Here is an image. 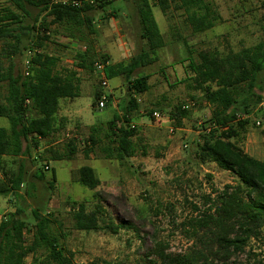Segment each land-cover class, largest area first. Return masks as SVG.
I'll use <instances>...</instances> for the list:
<instances>
[{
  "label": "rangeland",
  "instance_id": "374dc122",
  "mask_svg": "<svg viewBox=\"0 0 264 264\" xmlns=\"http://www.w3.org/2000/svg\"><path fill=\"white\" fill-rule=\"evenodd\" d=\"M206 1L218 19L212 29L198 33L191 28L187 13L177 0H172L167 13L152 2L154 17L165 39V46L154 52L148 51L140 38L138 16L131 2L115 0L105 10L94 11L96 33L90 35L83 31L84 41L70 37L63 27L52 24L51 17L43 14L38 18L36 26H42L33 33L34 40L44 37L43 27L48 28V40L37 48L31 46L29 39H23L19 45L21 54L13 57V64L26 77L29 50L54 56L59 61L58 72L77 73L80 96L63 101L60 110L67 113V117L60 133L41 141L39 147L32 149V157L6 162V170L16 171L23 160L26 175L19 198L0 195V224L18 212L19 218L28 224L25 238L30 243L36 223L32 211H40L53 221L51 230L59 236L74 264H89L93 260L108 264H147V254L156 243H161L167 253L192 254L198 260L210 255L213 242L209 235L201 232L196 237L189 226L197 215L194 206L204 210L209 206L206 196L214 198L215 191L236 185L239 180L217 164H202L196 157L201 126L210 120L212 107L193 82L190 62L197 61L200 52L212 51L225 56L264 42V0ZM8 9L14 10L9 0L0 1V13ZM37 12L33 9L32 17ZM32 22L31 17L24 16L25 24ZM85 46L92 47L96 60H106L109 66L117 67L116 77L109 79L107 75V88L102 87L95 68L87 71L76 67L77 54L85 51ZM4 48L0 43V55ZM144 53H148L147 57L135 70L133 79L148 76L150 89L136 94L128 89L129 81L121 70ZM0 60L3 66L9 65L4 58ZM97 93L108 95L104 108L98 106ZM6 94V83H2L0 103L4 107L8 105ZM135 100L137 108L128 111ZM69 101L75 102V107ZM185 105H190L189 117L178 127L172 114L177 107ZM155 110L171 119V123L167 119L163 124L155 122L151 116ZM115 113H128L130 122H126L125 116L122 122L136 130L133 137L136 153L124 160L116 159V144L108 135V123ZM239 115L244 117L240 121L247 120L248 125L235 143L243 151L264 160V121L262 127L255 125L258 119L264 120V106ZM8 125L7 118L1 117L0 126ZM168 126L178 129L171 133ZM91 135L96 144L91 142ZM71 143L76 149L68 158ZM48 149L62 157L54 159L52 154L48 155ZM83 166L95 170L100 180L96 189L80 184L79 169ZM41 171L43 178L39 180L37 176ZM53 171H56L57 182L51 188ZM3 177L0 170V181ZM80 204H84L88 212L100 205L101 225L113 222L120 225L119 232L113 233L107 228L76 229L73 215ZM44 255L45 251L40 250L35 257L42 259ZM33 259L34 255H29L25 264H31ZM238 259L264 260V244L252 240Z\"/></svg>",
  "mask_w": 264,
  "mask_h": 264
},
{
  "label": "trees",
  "instance_id": "16d2710c",
  "mask_svg": "<svg viewBox=\"0 0 264 264\" xmlns=\"http://www.w3.org/2000/svg\"><path fill=\"white\" fill-rule=\"evenodd\" d=\"M77 1L79 0H9L14 10L8 9L0 13V43L5 46L0 57L9 62L5 67L0 60V84L6 83L5 99L8 102L6 107L0 103V118H7L9 124L8 127L0 126V170L4 176L0 181L2 196L19 198V192L25 184L23 160L16 171L6 170V162L32 157V149L39 147L41 141L50 140L63 125L62 120H58L61 100L80 96L77 73L58 72L59 61L56 57L36 53L32 60L31 74L26 77L13 64V57L21 54L19 45L25 38L29 39L32 47L37 48H41L43 42L48 40L47 27H43L44 37L34 40L33 33L42 26H36L41 15L51 17L52 24L63 27L70 37L84 41L83 31L90 35L96 33L92 13L105 10L115 0H98L94 4L78 5L75 4ZM123 1L131 2L135 6L140 38L145 41L148 51L154 52L163 48L165 39L154 17L152 2L157 3L162 12L167 13L172 0ZM177 1L180 8L187 13V20L194 32H203L214 27L218 17L206 0ZM33 9L38 10L35 17H32ZM24 16L31 17L33 22L25 24ZM147 54L136 57L127 69L121 70L129 81L128 89L136 94L146 93L150 89L148 76L133 79L135 70ZM77 55L78 69L94 71L92 47L79 51ZM104 62L107 63L106 60ZM116 69V66H107L109 79L117 76ZM190 69L197 90L203 93L204 100L212 107L211 118L207 121L209 125L201 126L200 140L196 142V157L202 164L215 163L221 169L233 173L239 183L226 185L221 191H215L214 198L212 195L206 196L209 206L204 210L194 206L197 215L190 220L189 226L196 237L201 232L209 235L213 242L210 255H203V259L198 260L192 254L167 253L161 243H156L147 254V264H264L261 259H238L252 240L264 244V161L250 156L235 143L240 132L248 125L247 120H237V116L239 113L249 114L263 99L264 42L225 56L212 51L200 52L198 60L190 62ZM100 97V93H97L96 99ZM136 108L135 100L129 105L128 111L132 112ZM122 116H125L127 123L130 122L128 113H115L108 123V135L115 141L114 151L118 160L131 158L136 153L133 143L136 130L124 124ZM172 116L176 126L181 127L182 120L189 117V111L177 107ZM90 140L96 144L92 135ZM69 147L66 156L68 158L76 149L72 143ZM47 153L52 154L56 160L62 157L52 149H48ZM38 175L37 178L41 180L43 171ZM56 182L57 174L53 171L50 187L53 188ZM79 182L91 190L100 185L95 170L90 166L79 169ZM101 212L100 205L88 212L85 205L80 204L73 215L76 229L97 231L107 228L118 233L120 225H114L113 222L101 225ZM32 213L36 223L30 243L25 238L28 224L19 218L18 212L1 222L0 264H25L29 255H34L31 264H74L59 236L51 230L53 221L41 215L38 210H33ZM40 250L45 251L42 259L35 257ZM89 264L108 263L93 260Z\"/></svg>",
  "mask_w": 264,
  "mask_h": 264
},
{
  "label": "built area",
  "instance_id": "2783aa9c",
  "mask_svg": "<svg viewBox=\"0 0 264 264\" xmlns=\"http://www.w3.org/2000/svg\"><path fill=\"white\" fill-rule=\"evenodd\" d=\"M61 2H65V0H60ZM98 0H79L77 2H75V4H79V3H88V4H94L96 3ZM83 50H87V46H85L83 48ZM37 53L36 50H29L27 52V58H26V71H25V75L26 76H29L31 74V71L30 69L33 67V57L35 56V54ZM108 66V63H104L100 60H96L94 61V68L95 70L97 71V73L100 75V79H101V85L102 87L104 88H107L108 85H109V79L107 77V73H106V68ZM108 102V95L107 94H102L101 97H100V101H99V107L100 108H104L106 106V103ZM264 106V94H263V99H262V102L261 104L259 105V108L263 107ZM184 109L188 110L190 108V105H185L183 106ZM151 116L153 118V120L155 122H157L158 124H163L166 119L168 120L169 123H171V119H169L167 116H164V114L160 111H153L151 112ZM244 117L238 115L237 116V120H241L243 119ZM263 119H258L255 123V125L257 127H262L263 126ZM169 127V131L171 133H174L178 128H176L175 126H168Z\"/></svg>",
  "mask_w": 264,
  "mask_h": 264
},
{
  "label": "crops",
  "instance_id": "0c3cea01",
  "mask_svg": "<svg viewBox=\"0 0 264 264\" xmlns=\"http://www.w3.org/2000/svg\"><path fill=\"white\" fill-rule=\"evenodd\" d=\"M75 100H76V98H74ZM64 100H71V99H62L61 100V102H60V109H61V106H62V103H63V101ZM70 102V105L72 106V107H75V102H71V101H69ZM67 117V113H63L61 110H59V113H58V120H62V122L64 123V121H65V118ZM62 128H63V125L62 126H60V129L57 131V133H60L61 131H62ZM56 133V134H57ZM55 135V134H54ZM251 148H252V146H251ZM252 150H254V149H252ZM255 151V150H254ZM246 152V151H245ZM247 154H249L250 156H252L250 153H248V152H246ZM252 157H254V156H252ZM254 158H256V157H254ZM256 159H258V160H261V161H264V160H262L261 158H256Z\"/></svg>",
  "mask_w": 264,
  "mask_h": 264
}]
</instances>
